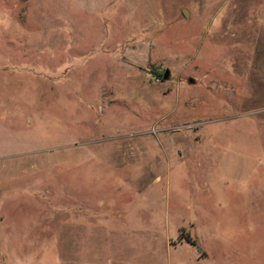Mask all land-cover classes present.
<instances>
[{
    "label": "rangeland",
    "instance_id": "obj_1",
    "mask_svg": "<svg viewBox=\"0 0 264 264\" xmlns=\"http://www.w3.org/2000/svg\"><path fill=\"white\" fill-rule=\"evenodd\" d=\"M0 264H264V0H0Z\"/></svg>",
    "mask_w": 264,
    "mask_h": 264
},
{
    "label": "water",
    "instance_id": "obj_2",
    "mask_svg": "<svg viewBox=\"0 0 264 264\" xmlns=\"http://www.w3.org/2000/svg\"><path fill=\"white\" fill-rule=\"evenodd\" d=\"M185 12V14H187V12L186 11H184ZM169 74H170V71H169V69H164V71H163V73H162V79L163 80H166V79H168V77H169ZM191 80V79H190ZM192 81V80H191Z\"/></svg>",
    "mask_w": 264,
    "mask_h": 264
},
{
    "label": "trees",
    "instance_id": "obj_3",
    "mask_svg": "<svg viewBox=\"0 0 264 264\" xmlns=\"http://www.w3.org/2000/svg\"><path fill=\"white\" fill-rule=\"evenodd\" d=\"M153 73H155V74L161 76L163 72L161 73V71H155V70H153Z\"/></svg>",
    "mask_w": 264,
    "mask_h": 264
}]
</instances>
